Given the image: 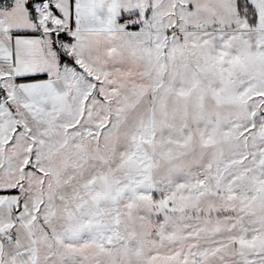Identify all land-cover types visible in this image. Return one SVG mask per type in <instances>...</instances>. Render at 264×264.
I'll use <instances>...</instances> for the list:
<instances>
[{
  "label": "snow or ice",
  "instance_id": "6c2138e0",
  "mask_svg": "<svg viewBox=\"0 0 264 264\" xmlns=\"http://www.w3.org/2000/svg\"><path fill=\"white\" fill-rule=\"evenodd\" d=\"M0 264H264V0H0Z\"/></svg>",
  "mask_w": 264,
  "mask_h": 264
}]
</instances>
